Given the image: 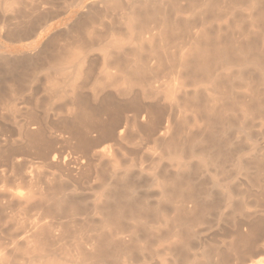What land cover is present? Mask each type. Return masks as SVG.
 Returning <instances> with one entry per match:
<instances>
[{
    "label": "rangeland",
    "instance_id": "obj_1",
    "mask_svg": "<svg viewBox=\"0 0 264 264\" xmlns=\"http://www.w3.org/2000/svg\"><path fill=\"white\" fill-rule=\"evenodd\" d=\"M90 1L98 4L101 0H86V6L91 5ZM239 1L235 3L243 6L221 0L217 10L209 13V17L206 15L203 22L198 17V9L192 10L187 1L178 3L182 13L170 11V7L163 6L164 3L160 8L165 10L169 22L190 19L195 24L193 33L209 28L220 35L227 32L230 34L221 36L231 39V42L236 39L234 44H245L247 41L259 43L256 47L261 50L256 51L264 55L258 30L251 26L248 18L246 7L250 1ZM66 2L53 1V11L48 17L51 19L55 15L51 23L56 25L50 36L59 32L67 35L65 25H70L77 18L78 14L72 19L68 11L64 13L66 4L71 0ZM35 3L36 0H0V21L8 20L11 27L23 24L34 15ZM213 13L217 17L214 20ZM103 16L96 20V25L95 22L92 24L94 37L91 36V40L81 35L82 43L72 44L68 36L57 41V50L68 44L71 51L63 65V72L52 73V70L49 73L50 80L57 82L55 89H59V93H52V87L49 93L41 90L32 95L29 89L23 88L25 91L22 93L6 89L5 99L0 96V264H207L208 261L212 264L221 252H227V246L236 239L238 231L243 233L246 227H242V224L245 221H256L262 217L264 220V195L260 192L264 184V170L259 165L260 160L264 161V72L250 66L242 70L235 65L219 68V84L218 87L215 85L213 91L211 80H207L206 76L200 75L193 81L180 67V60L188 58L192 45L185 33L177 32L178 35L174 34L176 38L157 48L162 61L153 73L156 74L150 75L144 84L131 83L121 70L105 59L109 54L120 53V50L134 46L136 35L126 29L119 10L109 11ZM156 23L149 24L151 29L144 34V41L149 34H156ZM96 35L101 39L95 38ZM46 38L43 42H46ZM84 41L94 42L95 45L84 47L81 45ZM112 41L118 42L117 46H122V49L112 46L100 49ZM5 45L11 46L12 43L6 42ZM152 57L149 65L157 66V57ZM87 66H90L87 78L75 76ZM0 67V70L5 69L1 62ZM240 71H244L242 75H239ZM248 72L252 74L249 75L250 79L246 76ZM260 73L263 74L261 77ZM36 76H30L28 80L33 82V88L40 90L38 87L43 84L39 80L43 73ZM105 96L108 99H103ZM130 97H137L143 105H151L153 111L161 110L163 126L169 130L160 136L158 133L148 138L131 125L124 140L118 144L101 141L98 146L84 147L71 138L67 142L60 140L61 143H55L56 150L62 152L57 163H52L49 160L51 157L48 159L44 156L43 141L63 137L60 134L65 132L63 119L70 121L80 112L70 104L71 101L83 99L90 109L85 111L90 120L92 112L104 105V101L105 104L110 101L123 105ZM206 106L212 111L207 110ZM130 114L127 111L125 115ZM100 118L107 119L105 115H100ZM208 119L211 120L207 123ZM224 120L226 123L222 124ZM144 121L140 120L139 124H145ZM29 132L34 137L28 142ZM212 134L215 136L213 139ZM154 138L158 141L155 142ZM173 138L184 151L180 159L173 158L168 152L166 142ZM38 140L43 141L40 143ZM102 146L109 147V156L97 158L95 152ZM215 150L222 153L217 154ZM202 159H205L204 166ZM183 163H187L188 167L180 168ZM176 175H185L190 180L189 184L199 188V201H212L216 206L206 210L197 223L189 219L184 225L179 224L175 209L180 197L176 195L172 201L163 197L162 185L165 189L164 183L172 186ZM125 183L129 184L128 187H124ZM227 191L229 196L226 195ZM188 201L187 206L191 207L192 202L188 204ZM117 204L123 215L119 222L112 215ZM58 206L60 210H57ZM140 207H144V210ZM109 211L112 212L111 217ZM185 225L191 230L186 241H181L178 233L186 230ZM97 242L105 244V253L97 251ZM262 243L264 229L259 244ZM242 261L232 257L228 264H240Z\"/></svg>",
    "mask_w": 264,
    "mask_h": 264
},
{
    "label": "bare ground",
    "instance_id": "obj_2",
    "mask_svg": "<svg viewBox=\"0 0 264 264\" xmlns=\"http://www.w3.org/2000/svg\"><path fill=\"white\" fill-rule=\"evenodd\" d=\"M53 1L54 0H36L35 6L33 7L34 15L31 18H29L28 20H26L23 24H19L18 26L11 27L10 26L11 24L9 25V22L6 19H2L0 21L1 22V25H0V50H3L2 52H0V62H1V64H3L5 66L4 70H0V96L2 98L5 96L4 94L6 92V89L10 90V92L14 91V92L18 93L21 91L24 92L25 90L23 91V88H25L26 90L29 89L28 91H31V93L33 95V94H37L38 91L41 92V90L43 92L48 91V93H49L50 91H52L50 88L54 87V88H52V89H54L52 93H54V94L59 93L60 90L55 89L57 82L50 80L49 73L52 70H53L52 73L63 72V69H64L63 65L68 61V58H69L68 54L69 53L71 54V51L69 50L70 46L68 44H67V46H65V48L62 47L63 50L62 49L57 50L56 49L57 46L55 47L57 41L61 38H65L66 36H68L69 39H71L72 44L80 43L81 42L80 38L82 36H88L90 39L91 36H93V34H94L91 31V29L93 28L92 24H94V22H95V25H96V20L98 18H101L105 13L107 14V12H109V11H116V10L120 11V13L122 15V22L124 23V26L126 27V29L130 33H134L136 35V38H137L136 44L134 46L130 47L129 49L120 50V49H122V46L121 47L117 46L116 43H118V42L112 41V42L107 43L105 46H102L100 49L104 50L107 46H109V47L112 46V48H116V49L120 50L119 51L120 53L115 52L113 54H109V57L105 60H107L110 65L112 64V65L116 66L119 70H121L123 73V76L125 78L127 77L131 83L144 84V82L146 83V81H148V77L150 75H152L155 72V70H158V67H159L158 65H159L160 61H162V59L160 58V55H158L157 48L160 49L166 42H168L169 39H171L175 36L174 34L178 35L179 32L185 33L189 38L188 41H190L189 42L190 45H192V47L189 51L188 58H186L183 61L180 60V67L183 69V71H185V73L187 72L189 78L193 81L196 80V78L200 75L206 76L207 78L206 77L205 78L207 80H211L209 82H210V85L212 86L213 91L215 89V85L218 87V84H219L218 83L219 81L217 79L218 78L217 71L219 68H225V67H228L230 65H235L236 67L238 66L239 70H242L243 68L250 66L249 68H251V69H253V67H254V68H256L254 70L259 69L260 72H264V55H263V53L256 51V50L259 51V49H260V48L257 49V47H256L257 44H259V43L255 44L253 42H249L246 40L247 42L245 44H241V43L240 44H236V43L234 44L236 39H233L232 40L233 42H231L230 41L231 39L229 40V38H228V40H227L226 37L221 36L222 34L227 33V32H224V31H223L224 33L220 32L221 33V35H220L218 31H216V32L211 31L210 30L211 28H209V30L208 29H202L199 32L193 33L192 29L195 27V24H193L191 21H189L190 19L189 20L185 19L183 21H179L180 19H178V21H177L175 19L176 21L169 22L167 17L165 16V10L164 9L162 10V8H160L162 5L161 3H164L163 6L167 5L168 7H170V11L172 10L173 12H178V11L181 12L180 6H178V3L181 0H136V1L135 0H101V1H99L98 4L97 3L95 4L94 1H90V4H91V5L89 4L90 6H86V3H85L86 0H71V2H69L70 0L69 1L64 0V2H66V1L69 2V4H66L67 6L65 5L66 10L64 9V13H66L68 11L71 14L72 19H73L72 16H75L76 14H78L77 18L70 25H67V24L65 25V27H66L65 31H66L67 35H65V33H63L65 35L64 36L63 34H59L60 33L59 32V33H56V34H53L52 36H50L51 32H53L52 30L55 29V25H56V24L51 23V19L55 16L54 13H56V12L58 13V10H59L58 9L56 12L53 13L54 16L51 19L48 17L49 13L51 12V10L54 6L53 4L56 3V2L53 3ZM183 1H187V3H189L190 6H192V10H193V8L195 10L198 9L197 14L199 15L198 16L199 18L200 17L202 18L201 19L202 22H203L204 17L206 18V15H208L207 17H209L213 11L217 10V7L221 3L220 2L221 0H183ZM228 1H229V3L232 2L233 5L239 6L241 4V3L240 4L235 3L237 1L240 2L239 0H236V1L235 0H228ZM249 1H250V4L248 6H247V4L244 3V5L247 6L246 10H248V12H249V16L248 15L247 16L250 19L249 21L252 24L251 26L255 27L254 28L255 30L256 29L258 30V35L260 37L258 40H260L261 41L260 43L264 45V0H249ZM68 2H66V3H68ZM241 2H245V0L241 1ZM189 4H188V6H189ZM56 5H58V4H56ZM222 6H223V3H222ZM240 6H243V5H240ZM165 9H166V6H165ZM175 14H179V13H174V15ZM213 15H214V13H213ZM216 15L218 16L219 14H216ZM56 18H58V17L56 16ZM214 18H217V17H215V15H214L213 20H214ZM211 20H212V18H211ZM156 21L158 23L156 34H152V33L149 34L150 36L148 37V39L146 41H144L142 39L144 37V34L148 33L147 32L148 29H151V27L149 28V24L152 22H156ZM192 21H194V20H192ZM56 22H58V21H56ZM63 22H65V21H63ZM194 23H196V21ZM59 24H60V21H59ZM63 24H65V23H63ZM156 24H155V26H156ZM150 25H152V24H150ZM218 30H219V28H218ZM227 30H228V28H227ZM244 32H246V31L244 30ZM177 35H176V37H177ZM254 35H255V33H254ZM251 36H253V35H251ZM46 37H49V38L47 39ZM176 37H174V38H176ZM245 37H246V35L244 36V38ZM44 38L47 39L46 42H43ZM95 38L101 39V36L96 35ZM89 39H88V41H89ZM100 39H99V41H100ZM255 39H257V38H255ZM82 41H83V39H82ZM88 41L87 42L84 41L85 43L81 44V45H85L84 47H92L95 45L94 42H91V41L88 42ZM255 41L256 40H254V42ZM6 42L12 43V45L7 46V45H5ZM259 47H260V45H259ZM34 51H36V53L32 54V52H34ZM17 54H20V55L17 56ZM152 56L157 57V66H150L149 65V62L153 59ZM88 62L89 61H87V63ZM249 68H248V70H249ZM80 72H81V70H80ZM80 72L78 71L77 73H75V76L81 75L82 78H84V79L87 78L90 75V66H87L86 69H83V71L81 73ZM241 72H244V71H240L239 75H242ZM38 73H43V77L40 80L38 79L39 83L41 85L43 84L41 87H38V88H41L40 90L37 88H33V87H35V86H33V87L31 86L32 85L31 83H33V82L31 80H28V78H30V76L36 78L37 77L36 75ZM155 74H153V75H155ZM244 74H243V76H244ZM260 74H259V76L261 77L263 74L262 73H260ZM249 75H252V74H249V72H248L246 76H248V78H249ZM246 76H245V78H246ZM10 92H8V93H10ZM30 98H31V96H30ZM80 98H76L75 101L73 100L70 103V104L74 105V107L76 106L77 110H79L80 112H77L74 115V117L72 119H70V121H67L65 119H63V121H62V125L64 126L65 132H61L60 134L63 137L60 136V138H58V136L56 135L58 139L57 138L55 139L52 137L54 140H52V138L46 139L44 141L41 140V141H43L42 146L44 147L43 154L48 159L51 157L49 160L52 163H54V162L57 163L58 159L61 158L60 156H61L62 152L59 151L60 150L59 148H58L59 150H56V148H55V146H56L55 143H61L60 140L67 142L68 140H71V138H72V139H76L78 141V143L84 147H93L96 145L98 146L101 141H111L114 144L120 143L126 137V132H127L128 126H131V125L136 126L138 131L143 133L148 138H152L158 133L160 136L161 134H165L169 130V128H167L166 126H163V124H164L162 121L163 112L161 110H154L153 111V108L151 105L141 104L139 102V99H136L137 97H130V100L128 99L129 101H127L123 105L122 104L121 105L116 104L114 102L112 103L110 101L105 104V101H104V105H102L100 108H98L97 110L92 112V115H90L91 116L90 120L87 119L88 116L85 113V111L87 109L88 110H90V109L88 108V105L86 104V102ZM3 99H5V98H3ZM103 99H108V97L105 96ZM109 100H110V98H109ZM247 101L249 102V100H247ZM250 102H251V104L254 103L252 101H250ZM241 103H244V102H241ZM206 109L209 111H212V109H210L209 107H207ZM246 109H248V108L246 107ZM258 109H260V107ZM127 111L131 113L129 116L125 115ZM141 111H143L144 114H141L142 113ZM209 111L207 113H210ZM214 111H216V110L214 109ZM259 111L260 110H257V112H259ZM216 112H218V110ZM244 112L246 113V111H244ZM219 113H221V112H219ZM211 114L212 113H210V115ZM31 115H32V112H31ZM100 115H102V116L105 115L107 117V119H105V120L101 119ZM217 115L219 116L220 114H217ZM253 115H255V114H253ZM35 118H36V116H35ZM139 118H140V120H145L146 123L143 125L139 124V123H141V122H139L140 121ZM207 118H209V117H207ZM223 119H224V117H223ZM225 119H226V117H225ZM209 120H211V119H208L207 123L210 122ZM216 122H218L217 119H216ZM223 122L226 123L225 120L222 121V124H224ZM211 125H212V122H211ZM39 127H40V125H39ZM165 127H166V129H165ZM208 127H210V126H208ZM42 128H43V126H42ZM33 129H35V128H33ZM42 131H44V130H42ZM31 132H29V133H31ZM62 133L67 134V136L63 135ZM209 135H210V132H209ZM27 136H28V142H29V139L34 137V135L32 133L30 135L28 134ZM212 136L213 137H211V139H213L215 137L213 134H212ZM49 137H50V135H49ZM207 138H210V136L209 137L207 136ZM204 139H206V138H204ZM36 140H37V138H36ZM170 140L171 141L166 142V146L168 148L169 154L175 159H180L184 155L183 149L178 147V143L177 144L175 143L177 141H174V138L170 139ZM209 140H207V141H209ZM33 141H34V139H33ZM38 141H40V140H38ZM41 141H40V143H41ZM154 141L157 142L158 140L155 139ZM215 142L218 143V141H216V140H215ZM201 143H203V141ZM209 143H210V141H209ZM32 144H33V142H32ZM217 145H215V146H217ZM215 146H214V148H215ZM169 150H171V151H169ZM193 152L194 151L192 149L191 153H193ZM108 153H109V147H107V146H102L100 148H97V151L95 152V154L97 155V158L107 157V156H109ZM221 153L222 152L220 150H218L217 154H221ZM217 156H219V155H217ZM68 159H69V157H68ZM201 164L203 166L205 165V159H202ZM259 165L261 168L263 167L262 170H264V161L263 160H260ZM259 165L257 166L258 167L257 170L261 169V168H259ZM180 166H179L180 168H187L188 164L183 163V164H180ZM184 176L183 175L182 176L176 175V178L173 177V179L175 178L173 180L174 183L170 187L167 184L168 182L165 181V182H167L166 184L164 183V185H166V189H165V186L162 185V187L164 188V190L162 192L164 198H166L169 201H172L171 199L173 197H175L176 195H178L180 197V200L177 204V207L175 206L176 207L175 210L177 213L176 214L177 215L176 221L179 224L182 223L183 225L186 222H188L189 219H191L190 222H194V223L199 222V218L201 217V215L204 214V212L206 210H208L210 207L213 208V206L215 205L212 201H211V203L199 201L198 200V193H199L198 189L199 188L197 189L195 187L196 185L189 184L188 182L190 180L188 181L186 179L187 177L185 178ZM170 179H172V178H170ZM127 185H129V184L125 183L124 187H128ZM159 186L161 188V185H159ZM127 192H129V191L127 190ZM260 192H261V194L264 195V184L262 185ZM108 194H110V193H108ZM114 194L116 197L117 192ZM227 194H228V196L230 195V193L228 191H227L226 195ZM111 196H113V194ZM117 198H119V197H117ZM120 198H121V196H120ZM125 198H126V196H125ZM129 198H127V199H129ZM127 199H126V202H127ZM176 200H178V199H176ZM187 201L189 202L188 204H191L190 201L192 202L191 207L187 206V203H186ZM60 203H62V202H60ZM64 203H66V202H64ZM57 204H59V203H57ZM68 205L69 204H67L66 206H68ZM129 205H131V204H129ZM135 205H136V203H135ZM141 205H143V204L141 203ZM53 206H54V208H57L55 205H53ZM137 207L138 206H136V208ZM214 207H216V206H214ZM58 208L59 209H57V210H60L59 206H58ZM141 208H143L142 209V211H143L144 207H140V209ZM137 209L139 210V208H137ZM106 211L108 212V210H106ZM142 211L140 210V212H142ZM62 212H64V211H62ZM145 212H146V210H145ZM109 213H110V211H109ZM111 213L109 214L110 217H111ZM144 214H142V215H144ZM112 215L114 216L115 220H117L119 222V218H121L122 213L120 211V207L118 204L114 208V214H112ZM130 215H132V214H130ZM120 221L123 222L122 220H120ZM172 221H175V220H172ZM172 221H170V222H172ZM110 222H112V221H110ZM121 222L119 223L120 226H121ZM122 224H124V223H122ZM191 226H193V225H191ZM244 226L246 228L243 229V233L241 231H238V233L236 234V239L232 240L230 242V244L227 246V249H226L227 252H224V253L221 252L220 255H218L219 258H217L212 264H228V260L230 262V259L232 257H234L237 260L238 259L243 260L242 261L243 264H264V243L259 244L261 236L263 234V229H264L263 217H262V219H259L256 221H253V220H250L247 222L245 221V223L242 224V227H244ZM120 229H122V227ZM185 229L186 230L184 232L178 233L179 236H181V241H184V240L186 241V238L188 237L190 230H191V228L189 226H186V225H185ZM117 230L119 231L118 226H117ZM118 231H116V232H118ZM117 235H119V234H117ZM110 236H111V234H110ZM110 240L111 239L108 240V244H109ZM183 243H185V242H183ZM104 246H105L104 243L100 244V242H97V249H98L97 251L99 253H105V250H104L105 247ZM93 253H95V252H93ZM93 253H92V255H93ZM94 255H96V253ZM92 261L94 262V260H92ZM206 261H208V260H206ZM208 263H209V261L207 262V264Z\"/></svg>",
    "mask_w": 264,
    "mask_h": 264
}]
</instances>
